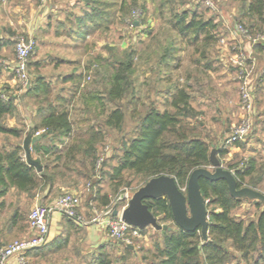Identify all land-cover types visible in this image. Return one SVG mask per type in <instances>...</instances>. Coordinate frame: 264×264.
Returning <instances> with one entry per match:
<instances>
[{"label": "rangeland", "instance_id": "1", "mask_svg": "<svg viewBox=\"0 0 264 264\" xmlns=\"http://www.w3.org/2000/svg\"><path fill=\"white\" fill-rule=\"evenodd\" d=\"M25 1L29 9L42 4H48L50 0ZM98 1L96 4L100 5L101 8L111 6L110 9L113 17L109 22L107 20L104 21L107 16L104 17L103 15V19H101L102 24H100L101 31L99 33L102 50H94L105 54L108 57H106L107 60L111 58V60L117 61L125 60L128 52L130 50L133 51L134 68L132 69L133 73H130V77L135 85L134 96H131L130 89H128L123 98L116 100L115 103H109L105 95L100 94V92L102 93V87L105 82L100 79L101 77L99 75L104 68L103 64H105L106 60L96 58L92 59L94 60L92 63L85 65L84 71L81 72V80L78 82L82 83L83 86L81 88H85L87 91H82L76 96L74 100L75 104L77 103L79 106L89 105L94 116L98 113L97 118L100 121L104 119L110 107L118 106L123 112V121L118 128L103 127L102 138L96 144V148L97 156L101 157L103 155L104 160L100 162L99 169L95 172V175L91 173L88 177L76 178L77 181L74 190L77 189L80 194L78 210L84 217V223L81 224L82 227L78 229H74L73 227L67 228L64 235L66 236L64 243L30 256L28 260L29 264H151L158 261L159 255L157 247L162 245L163 236L166 231L161 229L157 230L152 226H147L140 233V236L133 239L130 251L125 249L123 243L109 238L106 233L99 232L100 238L94 240L93 243L85 240L86 232L83 226L88 223H93L90 222L93 214H103L107 207L120 209L123 205L125 206L132 193L144 183L142 175L128 171H124L122 177H110L113 174L112 168L121 154L123 145L135 134V125L140 118L141 112L147 106L151 104L159 108L164 106L168 95L165 97L161 96L157 88L160 83L162 84L161 86L166 85V81L159 82L158 77L159 75L166 76L170 71L173 72L174 68L171 69L168 63L173 65L177 64V60L179 62L178 71L173 72V74L181 73L184 75L186 72H190L205 78L207 74L201 72L203 68L201 62L202 60H211V67L212 69L215 68L213 75L210 74L212 81L214 83H217V81L225 82L224 84L230 85L232 88L235 86L237 92L234 88L232 90L233 96L230 97L234 104V101H236L235 97L237 96L239 103V72L236 67L231 65L228 58L230 55H235L241 50L250 55V52L245 49L246 47L244 48L241 45V37L247 40L249 44H254V42L242 36L235 29L237 23H242L241 0H210L213 7L207 5L206 0H109L108 2H112V5H106L103 2L104 0ZM22 2L24 4V0ZM183 9L189 12L195 10L204 19L212 18L213 22H215V27L211 29L212 37L209 40L204 41L202 39L204 34H201L197 40L193 41L190 33L187 32L183 35L175 30L173 27L175 20L173 14ZM259 31H264V27L262 30H253L250 33L254 36ZM20 36L30 37L29 33L20 31L15 34L14 39ZM89 48L91 47L87 45L86 50L88 51ZM34 50L28 56L27 70L29 84L37 75V69L31 64ZM203 50L204 52L202 53ZM110 54L112 56L114 55L115 59ZM197 60L201 61L197 63ZM215 60H218L219 63ZM194 62L196 63V67L201 68L194 67ZM221 66L229 73L228 76H223L224 78L218 77L220 76L219 70L222 69ZM12 77H15L13 87L22 92L23 90L26 91L27 87L17 78L14 72L12 73ZM257 78V74L253 73V84ZM227 80H230L232 83H229ZM210 85L207 87L210 89L208 92L215 91V84ZM59 86L60 84L49 81V90H44V92L40 93L41 96L39 98L33 99L30 94L28 96H30V100H33L36 105H46L49 101L60 102L58 104L64 105L61 103L62 100L56 97ZM152 86L154 90H151ZM204 89L207 90L206 87ZM97 91L99 95H94L95 98L91 97V94L97 93ZM3 92L7 96L6 91ZM224 98L227 99L226 97ZM233 104L227 103V106L230 107ZM71 107L74 108V105L72 104ZM72 114L76 121V116L80 117L75 124L78 131L81 127L98 121L95 120L96 118L93 115H86L82 112ZM8 115L16 116V113L13 110L4 115L3 121L6 120ZM85 116H87L86 120L89 118L87 121L84 120ZM15 118L17 121L19 120L17 116ZM261 118L264 117H258V120ZM199 119L205 123L204 128L208 132V141L218 143V141L224 139L221 130L224 124L217 122L212 117V113ZM239 120L240 118L233 121L232 125L236 124ZM257 122L258 125H256L252 136L253 140H251L247 150L243 154L241 153V143H237L238 145L236 147L238 148L235 146L232 147V145L226 147V152L224 155L219 156V158L222 160L221 162H223L224 167H230L228 169L234 170L244 165L245 160L248 158L247 156L252 154L256 160V164L258 166L260 165L262 169L257 173L262 176L259 184L260 189L258 190L264 193V132L262 129V126L264 128V122ZM217 135L220 136V140L215 137ZM210 148L211 145H209V150ZM68 182L69 180L65 178L61 184L66 185ZM90 182H93L97 188L96 195H94L93 189L89 188L91 186ZM72 188L73 186L64 187V189H54L52 196L56 197L62 192L72 190ZM36 189H38L39 193L42 192L40 186ZM105 194L108 196L109 202L104 206L101 204L99 198ZM93 196H95V199H92ZM37 203L47 205L45 201L39 199ZM212 206V204H209L207 210L212 208ZM31 207L28 200L22 203L20 212L18 213V227L24 234L20 237L15 236L10 241L22 239L29 234L27 214ZM262 208H264V203L258 205L253 200H242L231 209V214L247 222L248 220H255ZM161 216V214L156 216L159 223L167 224L172 229H175L173 220H164ZM229 250L238 257L239 254L231 247ZM251 256L253 257L247 263L244 260L240 261V263L254 264L252 261L257 256V252H252ZM101 260L102 263L100 262ZM238 262V259L230 258L227 264H238ZM255 264H264V260L260 259Z\"/></svg>", "mask_w": 264, "mask_h": 264}, {"label": "trees", "instance_id": "2", "mask_svg": "<svg viewBox=\"0 0 264 264\" xmlns=\"http://www.w3.org/2000/svg\"><path fill=\"white\" fill-rule=\"evenodd\" d=\"M83 1L91 4L99 2L98 0ZM95 8L97 11L92 14L94 16L92 19L94 23L102 24L103 15L109 17L106 15L108 13H104L97 4ZM107 17L104 21H108ZM173 18L175 30L183 35L190 33L193 41L201 34H204L202 38L204 41L212 37L211 29L215 27L212 18L204 19L195 10L189 12L185 9L173 14ZM241 22L249 31L262 30L264 0H241ZM253 47L262 51L264 41L254 43ZM110 56L115 59L114 55L110 54ZM107 58L102 59L106 60V63L103 64L104 68L99 75L105 82L102 93L109 103H115L116 100L123 98L128 89L133 97L135 85L130 77L134 68L133 51L128 52L125 60L117 61L111 58L107 60ZM201 64L203 68L211 67L210 60H202ZM49 88V83L43 77L36 75L26 88V94L36 99L41 96L40 93ZM1 94L5 95V93L0 90V132L18 136L22 131L21 128L8 127L2 123L3 116L14 110L13 97L9 94L2 97ZM99 100L101 101L100 98ZM84 109L98 121L77 131L74 130V121L67 106L55 105L50 101L46 105H37L38 111H44L40 121L31 127L33 133L42 129L44 136L72 135V140L65 149L35 143V152L39 153L36 159L41 164L40 171H36L33 165L26 163L20 145L0 151L1 191L5 192L9 185L25 191L38 186L47 187L48 191H52L54 185L57 182L63 183L65 178L70 182L66 183V186L75 188L76 178L88 177L91 173L95 175L98 171L95 166L99 157L96 144L102 138L103 127H120L123 112L118 106L110 107L104 119L100 121L97 118L98 113L94 116L89 105L86 104ZM199 113L191 104L189 85H174V90L168 95L162 108L151 104L141 112L135 125L136 132L123 145L110 177H122V173L128 171L142 175L143 182H146L150 177L168 174L174 177L180 188H184L192 169L210 164L209 145L212 141L207 140L208 132L204 128L203 121L198 118ZM223 141L215 146L218 157L226 152V147L222 146ZM260 167L254 157H249L244 165L235 168L233 173L238 187L247 185L260 189L262 176L257 174L262 170ZM90 184L89 188H92L96 195V186L93 182ZM199 185L203 197L207 200L206 208L209 204L213 205L208 214L207 239L202 241L198 230L186 232L174 224L175 229L163 230L166 231L163 243L157 247L159 259L151 264H227L230 258L238 259V264H242L240 261L244 260L247 263L253 257L252 252L255 251L257 256L252 262L255 264L260 259L264 260V208L259 211L255 220L247 222L231 214V209L242 200H253L258 205L264 202L231 196L224 179L209 180L201 176ZM92 199H95V196ZM99 199L104 206L109 202L106 194ZM145 202L155 216L161 214L162 219L172 220L170 206L165 197L147 199ZM144 229L140 231L143 232ZM64 241L66 236L60 238L58 244ZM124 246L130 251L131 248L125 244ZM230 247L239 254L238 257L229 250ZM100 262L102 263V260Z\"/></svg>", "mask_w": 264, "mask_h": 264}, {"label": "crops", "instance_id": "3", "mask_svg": "<svg viewBox=\"0 0 264 264\" xmlns=\"http://www.w3.org/2000/svg\"><path fill=\"white\" fill-rule=\"evenodd\" d=\"M22 1L23 0H0V90H2V92L6 91V94L13 97L14 112L19 119L17 121L15 118L16 116L8 115L5 121L2 119V123L8 127L22 129L18 136L0 132V151L9 150L16 145L21 146L26 131L29 127L34 126L40 121L44 111L37 110L36 103L30 100V96L26 94L25 90L22 92L13 87L15 77H12L13 71L11 70V65L15 60L13 44L17 32L22 31L29 33L30 37L35 41V50L31 64L37 69V75L43 77L45 81L48 83L51 81L60 84L56 92V97L64 101V106L68 107L70 117L74 121V130L77 131L78 128L75 127L76 120H74L72 113L77 114L82 112L86 115L88 114L84 111V106H79V104H75L74 101L79 93L87 91L85 88H81L83 84L78 82L81 80V72L84 71V67L87 63H92L94 61L92 59L97 58L102 60V58L107 57L105 54H102V52L100 53L94 50H102L100 44L101 37L99 36L101 25L100 23H94V16H92L94 11H97L95 3H86L83 0H50L48 4H42L38 7L28 9V6H26L27 2L24 0L23 4ZM108 1L109 0H104L103 2L106 5L112 3ZM98 7L101 8L100 5H98ZM110 8L111 6L108 8L102 7L103 12L108 13L106 15L109 16V22L113 17ZM87 42H89V44H87ZM87 45L91 47L88 51L86 50ZM241 45L244 48L246 47L245 49L250 52L254 67L253 70L258 77L257 80H255L253 92L255 111L252 116V130L246 138L241 141V153L243 154L247 150L251 140H253L252 136L256 125H258L257 121L264 122V118L258 120V117H264V49L262 51L255 50L253 45L249 44V42L242 37ZM215 61L219 63L218 60ZM176 63L177 64L173 65L168 64L171 69L174 68L173 72L178 71V60ZM194 67H196L195 62ZM196 68L200 69L201 67ZM221 68L222 69L219 70L220 76L218 77L224 78L223 76H228L229 73L226 72L225 68L223 66H221ZM214 69H212V67L202 68L201 72L207 74L205 78L190 72H186L184 75L181 73L173 74V72L169 70L170 73L168 75H159V82L166 81V85L161 86L162 84L160 83L157 90L161 96L165 97L174 90V85L177 84L181 86L183 84H188L191 94V104L200 112L198 118H204L212 113V117H214L217 122H222L224 124L221 130L224 135L223 138H225L233 121L242 117L243 112L239 109L237 96L235 97L236 101H234V104L232 103V90H234L235 86L232 88L230 85L224 84L225 82L216 80L217 83H214L212 81L211 75H213ZM259 74L261 75L259 76ZM228 82L232 83L230 80ZM209 84H215V91L208 92L210 90L207 88ZM204 87H206L207 90H205ZM151 90H154L153 86ZM235 90L237 92V88H235ZM100 94L104 95V93L101 92ZM94 95H99L98 91L97 93L91 94V96ZM51 103L57 105L60 102ZM227 103L233 105L228 107ZM72 104L74 108L71 107ZM76 117L77 120L80 119V117ZM86 117L87 116H85L84 120H86ZM262 129L264 132L263 126ZM39 134L40 137L35 143L50 146L54 145L56 149H65L72 140V135L54 137L44 136L43 131H40ZM215 137L217 139L220 138L219 135ZM254 140H256V138H254ZM222 141L223 139L218 141V143L212 141L211 146H218ZM35 143L30 147L31 156L33 158L39 156V153L35 152L34 149ZM237 145L236 143L232 145V147H236ZM23 152L24 151H22V153ZM247 157L254 156L251 154ZM64 187L68 186L57 182L52 191H48L47 187H41L42 192L39 193L36 188L25 191L18 189L14 185H9L6 191L2 192L0 183V246L7 244L10 239L15 236H23V231L18 227V213L25 200H28L31 206L37 203L38 199L45 201L47 204H51L55 198L52 196L54 189H64ZM74 189L75 188H72V190ZM26 196H28V198H26ZM68 218L55 210L52 211L49 216L48 241L42 246L28 251V258L40 253V251H47L53 246L58 245L60 238L64 237L67 228L73 227L74 229H78L82 227L81 223H77L71 218L69 220ZM83 229L86 232L85 240H89V242L92 243L94 240L100 238L99 232L106 233L104 226L96 222L84 225ZM11 262L12 258H9L4 264H10Z\"/></svg>", "mask_w": 264, "mask_h": 264}, {"label": "built area", "instance_id": "4", "mask_svg": "<svg viewBox=\"0 0 264 264\" xmlns=\"http://www.w3.org/2000/svg\"><path fill=\"white\" fill-rule=\"evenodd\" d=\"M207 5L213 7L210 0H206ZM235 29L242 36L256 43L264 41V31L257 32L254 36L251 35L249 29L242 23H237ZM35 47V41L31 37L20 36L14 39L15 60L11 65V70L17 78L24 84L29 85L28 74V56ZM228 61L237 68L239 75V108L243 112L240 120L231 126L227 136L224 138L223 147L234 145L242 141L252 130V116L255 111L253 92L255 82L253 84L252 75L253 62L252 57L245 51H239L235 55H230ZM261 75V74H259ZM5 97L4 94H1ZM38 130L33 134L40 133ZM103 155L98 157L95 169L98 170ZM232 172L234 170L230 169ZM89 185V184H88ZM80 203V194L77 190H69L62 192L56 196L51 204L35 203L27 214V227L29 234L22 238L16 239L0 246V264H4L9 258H12L10 264H29L28 251L33 248L42 246L48 241L49 236V216L52 211H57L77 223H84V217L79 212L78 206ZM124 205L118 209L117 214H113L114 208H106L103 214H93L90 222L101 223L106 235L109 238L117 240L125 245L132 243L133 239L140 236V228L133 226L124 221L120 212Z\"/></svg>", "mask_w": 264, "mask_h": 264}, {"label": "water", "instance_id": "5", "mask_svg": "<svg viewBox=\"0 0 264 264\" xmlns=\"http://www.w3.org/2000/svg\"><path fill=\"white\" fill-rule=\"evenodd\" d=\"M39 137L40 134L34 135L32 128L29 127L21 145L26 163L33 165L36 171L41 170V164L31 156L30 147ZM208 158L210 162L208 166L197 167L190 171L184 188H180L174 177L168 174L150 177L128 198L126 205L121 209V218L140 229L152 226L157 230H170L171 226L159 223L145 202L147 199L165 197L170 206L174 224L186 232L198 230L201 234V240L205 241L207 239L209 210L206 208L207 200L200 190L199 178L201 176L209 180L224 179L229 193L233 197L256 199L264 202V193L260 190L247 185L238 187L234 173L224 167L217 156L215 146H211ZM117 213L118 209H114L113 214ZM127 246L132 248L131 244Z\"/></svg>", "mask_w": 264, "mask_h": 264}]
</instances>
